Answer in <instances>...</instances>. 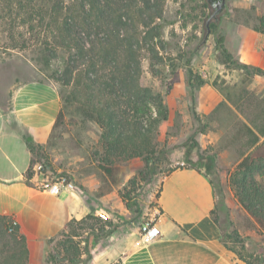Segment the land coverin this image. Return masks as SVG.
<instances>
[{
  "label": "crops",
  "instance_id": "crops-1",
  "mask_svg": "<svg viewBox=\"0 0 264 264\" xmlns=\"http://www.w3.org/2000/svg\"><path fill=\"white\" fill-rule=\"evenodd\" d=\"M244 8L246 18L253 17L255 12L264 17L259 7ZM255 27L252 18L234 22L231 29L238 38L236 42L227 41L226 48L240 62L264 69V34ZM197 58L193 57V64ZM211 62L219 64V69L196 86V100L206 115L217 112L223 103L228 105L234 117L242 119L237 134L244 126L247 132L251 124L243 116L238 100L248 92L264 95V76H252L243 69H227L221 61ZM217 77L226 92L214 84ZM191 85L187 67H180L166 73L160 86H153L164 92V101L170 109L169 119L161 123V128L173 117V101L177 99L185 105L193 102L189 97ZM6 93L7 104L0 101V215L15 219L20 225L27 238L29 264H44L48 242L67 230L71 221L89 214L109 218L117 225L108 244L101 245L103 241L96 244L97 251L89 264H247L224 244L222 230L213 216L217 204L215 185L205 171L194 165L175 167L161 181L158 204L162 210L159 221L162 234L149 245L141 242V222L129 220V209L117 188L102 191L104 184L109 183L104 170L99 173L100 178L83 177L73 190H64L59 195L41 189L42 175L33 170L28 177L34 154L27 139L44 147L56 162H62L65 154L74 147L79 150L84 144L75 133L57 134L63 107L57 83L33 80L12 85ZM234 100L238 102L235 105ZM214 121L216 117L209 123L215 125ZM223 134L213 129L201 133L204 146L219 147L218 170L227 165L234 167L243 158L236 157L234 150L239 146L226 145L237 136L227 139ZM223 138L227 143L222 145ZM84 160L87 158L76 155L73 162L80 166ZM63 167L70 171L68 165ZM116 219L120 222H115Z\"/></svg>",
  "mask_w": 264,
  "mask_h": 264
},
{
  "label": "rangeland",
  "instance_id": "rangeland-1",
  "mask_svg": "<svg viewBox=\"0 0 264 264\" xmlns=\"http://www.w3.org/2000/svg\"><path fill=\"white\" fill-rule=\"evenodd\" d=\"M251 1L227 0L226 8L219 15V18L211 20L209 19L213 13V8L207 0L165 1L163 23L165 25L166 48L161 50L165 61L156 67L159 74L154 75L151 72L150 58L145 56L142 83L152 88L154 85L160 86L162 78L166 77V73H171L180 67H187L192 83L189 97L193 102L185 105L176 99L171 103L173 117L164 128L159 127L155 139L157 154L148 167L141 158L118 160L114 163L112 175L99 166V159L105 152L101 142L100 127L95 121L86 118L78 110L76 104L65 102L64 97L70 88L61 85L52 77L54 61L51 64L43 62L38 41L33 33L27 31L25 26L16 23L15 27L10 28V24L7 22L9 18L3 17L5 15L2 10L3 2H0V101L7 104L6 90L12 85L33 80L57 83L63 102V117L58 124L57 134L75 133L77 138L81 137L78 139H81L82 144H84L79 150L74 147L70 153L65 154L62 162L59 160L56 162L54 156L42 147L34 153V166L39 163L44 165L43 173L48 178L67 176L75 183V186L79 184L78 180L83 177L100 178L99 173L104 170L109 177L107 178L109 183L104 184L102 191L109 192L115 186L118 195L129 209V220L136 221V224H140V222L142 224L147 217L153 214H156L160 221L162 210L158 204V197L164 176L175 167L194 165L205 171L215 185L217 204L214 217L223 234L228 235V233L237 231L245 241L249 249L248 252L264 258V230L240 203L236 195V188L231 180L238 164L234 167L227 165L218 170L217 150L219 147L210 144L204 146L201 142V133H208L209 129L224 133L223 136L227 139H233L234 136H237L236 140H231V142L227 140L229 143L223 138L221 144L239 146L240 148L234 150L236 157L243 156L242 159H244L257 147H251L253 135L249 130L245 131V126L241 127L239 134H237L242 119L238 120L234 117V113L231 112L228 105L223 103L217 112L206 115L195 97L196 86L205 83L213 74L212 72L219 69V64L211 61H221L222 63L225 60V57L217 49V39L224 36L225 46L227 41L236 42L238 36L231 29L234 22L252 18L255 26L258 25L260 17L256 12L252 14L253 17L246 18L243 10L246 5H250L254 10L259 7L264 11V0ZM195 55L198 58L193 64L192 59ZM233 59L231 62L223 63L225 64L224 67L243 69L252 76L257 74L252 68L256 66L249 65L250 68H242L240 66L242 62L235 57ZM259 75L264 76V74ZM222 83L218 81V77L214 82L216 86L221 87L226 92L225 86H220ZM154 90L161 92L164 97L162 90L157 88ZM232 102L234 105L241 102L242 109L240 110L255 130L263 127L264 95H254L248 92L238 102L236 100ZM215 117L217 119L214 121L215 125L210 124L209 121ZM202 140L205 142V136L202 137ZM263 140L264 137L260 142ZM81 141L79 140L76 145L79 146ZM71 144L73 145V143ZM76 155L87 158L83 165L78 166L73 162ZM64 165H68L70 171L66 170ZM73 169H75V173ZM140 171H144V173L140 175ZM134 177H136V183L131 184L130 180ZM256 179L259 181L264 179V172H258ZM115 222L118 223L120 220L116 219ZM92 225L95 227V231L92 230ZM113 226L117 225L113 222ZM99 228L100 225H97L95 220L76 224V232L67 228L69 233H74V241L79 243L83 252L81 256L83 261L78 264L90 263L94 258L95 251H97L95 248L99 241H103L101 243L103 246L109 243V236L96 240L97 238L93 233H98ZM63 237L60 234L48 242L44 264H71L64 260V256L59 250V242ZM232 240L228 238L230 243Z\"/></svg>",
  "mask_w": 264,
  "mask_h": 264
},
{
  "label": "trees",
  "instance_id": "trees-1",
  "mask_svg": "<svg viewBox=\"0 0 264 264\" xmlns=\"http://www.w3.org/2000/svg\"><path fill=\"white\" fill-rule=\"evenodd\" d=\"M165 1H0L10 28L16 23L25 26L38 41L43 62L54 61L52 77L70 88L65 102L76 104L86 118L100 127L105 152L99 166L110 175L118 160L141 158L148 167L157 154L155 139L160 124L169 118L163 94L142 83L145 56L150 58L154 75L159 74L156 67L165 61L161 51L166 48ZM255 30L264 34V17L259 18ZM217 49L225 57L224 63L234 60L224 44V36L217 39ZM240 66L250 68L245 63ZM252 68L255 73L264 74L262 68ZM62 117L61 112L57 126ZM248 129L253 135L251 147H257L239 162L231 180L240 203L264 230V179H256L258 172H264V140L260 142L264 125L257 130L250 125ZM27 142L33 154L42 148L29 138ZM32 164L28 177L33 175L34 158ZM130 183L135 184L136 177ZM214 212L215 209L213 216ZM87 220L100 225L98 233H93L96 240L108 237L115 229L111 219L89 214L71 221L68 230L76 232L75 225ZM61 234L64 237L59 250L64 260L71 264L82 262L83 252L74 241V233L63 230ZM228 238L233 239L232 243ZM222 240L247 264H264L263 257L248 252L237 231L228 235L222 232ZM0 264H29L27 238L20 225H14L6 215H0Z\"/></svg>",
  "mask_w": 264,
  "mask_h": 264
},
{
  "label": "built area",
  "instance_id": "built-area-1",
  "mask_svg": "<svg viewBox=\"0 0 264 264\" xmlns=\"http://www.w3.org/2000/svg\"><path fill=\"white\" fill-rule=\"evenodd\" d=\"M33 170L39 175H42L41 189L53 195H59L64 190H73L75 188V183L67 176L62 175L55 178L44 176V165L40 163L35 165ZM17 223L18 222L13 219V224L16 225ZM161 234L162 231L156 214L147 217L140 225V240L145 245L157 241L161 237Z\"/></svg>",
  "mask_w": 264,
  "mask_h": 264
},
{
  "label": "water",
  "instance_id": "water-1",
  "mask_svg": "<svg viewBox=\"0 0 264 264\" xmlns=\"http://www.w3.org/2000/svg\"><path fill=\"white\" fill-rule=\"evenodd\" d=\"M210 6L213 8V13L210 16V19L219 18V15L224 11L226 8V1L227 0H207ZM208 26H209V21H208Z\"/></svg>",
  "mask_w": 264,
  "mask_h": 264
}]
</instances>
